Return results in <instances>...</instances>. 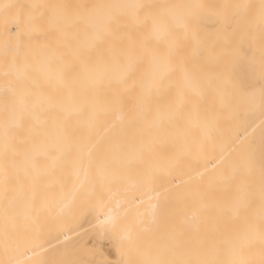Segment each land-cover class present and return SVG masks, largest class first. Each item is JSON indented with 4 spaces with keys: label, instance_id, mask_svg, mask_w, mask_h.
I'll return each mask as SVG.
<instances>
[{
    "label": "bare ground",
    "instance_id": "bare-ground-1",
    "mask_svg": "<svg viewBox=\"0 0 264 264\" xmlns=\"http://www.w3.org/2000/svg\"><path fill=\"white\" fill-rule=\"evenodd\" d=\"M236 5L248 7L228 26ZM224 63L246 92L212 76ZM259 123L264 0H0V264L47 250L51 264H139L154 204L174 190L170 264H264V126L246 140ZM118 167L149 184L121 187L130 202L106 213L112 193L96 190L71 222L87 191L55 176ZM118 220L122 246L102 227Z\"/></svg>",
    "mask_w": 264,
    "mask_h": 264
},
{
    "label": "rangeland",
    "instance_id": "rangeland-1",
    "mask_svg": "<svg viewBox=\"0 0 264 264\" xmlns=\"http://www.w3.org/2000/svg\"><path fill=\"white\" fill-rule=\"evenodd\" d=\"M242 65H244L243 67H245L246 70H263L257 69L259 65L256 67V65L253 63L248 64L247 62H245ZM209 70L212 71V76L214 78L224 81L226 86V92L236 93L237 90L238 93L246 92L244 86H247V84L242 81V72L237 69L235 64H216L209 68ZM219 70L221 71L220 73H218ZM209 76H211V74H209ZM215 82L219 83V81ZM250 85L254 86V90L252 91V93H259L258 91H260L263 85L261 80V74L260 78L255 83ZM263 126L264 125H261V123H259V125L254 128L253 131H250L246 136V140L247 142H249V144H251V146L255 147L257 145V142H259L257 133L260 127L262 128ZM251 151L253 153V147ZM106 163L108 162H97V164ZM141 173L142 172L140 171H129L127 169L118 167L112 169L94 170L90 173L84 172L82 175H75L74 173L68 174L67 172L66 174L55 176V178H63L64 180H62V182L68 183L67 185L69 186L78 183L81 189L87 191L86 195L76 196L73 199L74 203L70 211L71 216L69 220L71 222H74L80 221L83 216L89 212L87 211L89 203L91 200H94V197L92 195L96 190L105 189L108 193H104V196H108V194L112 193L111 201H109L107 204L102 205V211H104V213H106L108 205L114 203L116 200H121L122 206L126 203H129V198L131 197L127 195L126 190L120 188H128L133 182H138L141 185L146 183L149 184L148 182L150 181V179H148ZM145 195H147V193H144L141 196ZM115 197H117V199H115ZM154 207L155 210L153 216H150L151 218H149L148 221V225L150 226L152 247L150 250H147V253L145 252L144 254H139V264H170L171 255L166 244L168 241V234H170L171 226H176V223L178 222V193L174 190V194L172 196L168 194L166 197L158 199L155 202ZM114 225L115 227L111 226L108 228V225H104L102 227H107V232H113L116 236L120 237V245L122 246L124 245L127 237V222L126 220H118V222ZM56 226L63 227L65 226V222L61 220L57 223ZM81 233L82 232L80 231L73 238H71L72 240H67L64 243H61L60 245H68L72 243L73 241H75V237H79ZM43 254L45 257L42 256L44 259L40 260L38 264H51L49 261V257L47 256L48 250L45 251ZM83 256V259H79L78 261L71 263L62 262L61 264H92L91 260H94L92 254H83Z\"/></svg>",
    "mask_w": 264,
    "mask_h": 264
},
{
    "label": "snow or ice",
    "instance_id": "snow-or-ice-1",
    "mask_svg": "<svg viewBox=\"0 0 264 264\" xmlns=\"http://www.w3.org/2000/svg\"><path fill=\"white\" fill-rule=\"evenodd\" d=\"M223 7L228 8L231 6L224 5ZM234 7L237 9L236 11L232 12L230 15L224 16V21L228 26H231V24H233V23H239L242 20L244 13L246 12L248 6L236 5Z\"/></svg>",
    "mask_w": 264,
    "mask_h": 264
}]
</instances>
